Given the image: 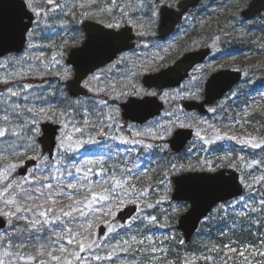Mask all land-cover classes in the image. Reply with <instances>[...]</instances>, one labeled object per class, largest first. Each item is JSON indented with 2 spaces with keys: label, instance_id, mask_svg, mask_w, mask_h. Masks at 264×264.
<instances>
[{
  "label": "rangeland",
  "instance_id": "obj_1",
  "mask_svg": "<svg viewBox=\"0 0 264 264\" xmlns=\"http://www.w3.org/2000/svg\"><path fill=\"white\" fill-rule=\"evenodd\" d=\"M25 1L29 4V0ZM179 1L54 0V4L58 5L54 7L48 4L47 0H31V7H28L31 11L35 9L33 11L35 23L29 31L26 49L20 54H9L0 59V117L9 116L7 123L0 120V127L19 133L12 135L10 132L7 137L0 138V170L9 164H16L17 167L9 174V179L20 182L24 178H31L29 174L38 176L49 174L47 169L41 173L35 171L37 167H34L26 176L18 175V168L23 162L33 157L41 167L61 160V171L67 168L72 170L74 175L80 174L72 169L73 164L85 169L92 168L94 172L102 166L109 175H114L123 183V187L106 185L114 187L113 199L101 201L99 204L93 203L90 205L91 210H85L86 213L92 212L96 215L98 221L96 231L101 224L108 227L106 236L102 237L104 242L109 243L112 231L121 226L117 220L118 212L134 204L138 209L129 219L127 226H131L136 218H142L145 224L150 226L151 237L156 235L161 242L178 244L180 242L177 235L178 219L190 206L186 202H178L172 198L174 190L172 178L195 171L214 173L223 168L237 169L234 150L230 143L223 146L221 154H214L209 150L212 143L209 138L214 137L215 142L222 140L217 139L221 137L218 135L222 118L220 110L226 102L235 99L237 87L211 106L207 116L188 112L183 107L185 100L203 99L205 83L212 73L223 69L243 72L244 80L238 87L247 88L250 94L247 103L231 118L232 127L234 133L244 139V143L250 141L251 144L256 140V136L247 135L251 129L247 126L245 118L255 110L264 111V12L246 19L242 12L251 0H203L184 17L172 36L161 40L157 37L160 9L162 6L177 7ZM83 13L88 15L85 16ZM85 20L106 26L118 25L112 27L115 29L130 25L137 35V43L134 50L123 53L115 62L83 81V85H87L85 87L93 93L92 98H74L70 96L66 87V81L74 77V69L67 64L66 58L71 49L83 43L85 33L81 29V24ZM218 30L219 34H215ZM206 34L214 53L207 61L196 66L181 86L157 90L148 89L142 84L144 75L159 72L172 65L185 52L202 47ZM233 37L242 38V42L247 45L222 49L220 42ZM94 75L96 79H93ZM51 77H54L53 81L40 82L41 79ZM21 86L30 87L22 89ZM9 88L21 94L11 96L7 91ZM137 92L141 94L140 97H144V93H155L165 103L163 113L145 124L125 120L120 103L129 97H137L135 95ZM26 109L33 111L28 112ZM40 109H44V113L37 116L36 112ZM33 119L38 120L40 135L42 123L60 121L61 128L67 125L69 141L81 139L80 134L74 131V127H83L87 119L100 132L106 133V138L99 140V136L103 134L89 131L88 136L96 143L86 144L82 148H76L73 144L72 151L65 156L59 149L58 136L54 157L49 158L42 153L38 141L40 135L33 137L28 131L31 127L30 121ZM179 128H191L195 131L186 155L181 158L172 152L168 142ZM89 160L101 161L102 164L86 165L85 161ZM173 165L176 167L173 168ZM87 175L93 180L99 178L93 173ZM61 179L65 182H74L72 177L65 176ZM242 182L248 185L247 182L243 180ZM260 183L264 184V172L250 180L252 188ZM3 185L4 182L0 181V188ZM93 191L100 189L93 188ZM84 195L86 192L74 196L73 199L81 200ZM260 201L261 199L259 204ZM71 203V200L64 198L58 199L55 204H45L44 207L54 208L56 210L54 215H62L60 208ZM27 206L31 207L30 203ZM226 208L223 207L224 210ZM68 210L65 207V211ZM0 211L9 209L0 203ZM25 215L29 220L36 219L29 213ZM151 217H156V220L152 222ZM79 235L81 236L80 233L70 235L69 238L73 240ZM1 236H4V233ZM135 243V239L115 243V251L120 253ZM69 246L71 247L68 241L62 243L61 248L65 250L61 255L66 264H74L65 255ZM164 246L155 248L154 252L156 254L162 252ZM17 259V256H13L14 264H19L16 262ZM125 259L127 260L125 264H130L128 258ZM86 263L84 261L83 264Z\"/></svg>",
  "mask_w": 264,
  "mask_h": 264
},
{
  "label": "trees",
  "instance_id": "obj_2",
  "mask_svg": "<svg viewBox=\"0 0 264 264\" xmlns=\"http://www.w3.org/2000/svg\"><path fill=\"white\" fill-rule=\"evenodd\" d=\"M215 34H219V30ZM230 39L220 42L222 49L247 45L242 42V38ZM209 42L206 34L202 46L210 45ZM249 94L247 88L238 87L235 99L226 102L220 110L222 118L218 135L224 138L220 142H215L214 137L209 138L212 142L209 150L214 154H221L223 146L230 143L234 150L236 168L248 185L242 199L218 205L208 219L201 223L190 242H185L178 230V244L161 242L156 235L150 236V226L142 218H136L131 226L122 225L112 231L108 243L97 234L98 221L95 214L88 212L81 217L73 213L74 219L70 222L69 218H65L64 224L51 220L40 232L29 231V225L22 220L8 223L4 232L0 231V259L4 264H14L13 256L18 257L16 262L19 264H66L61 255L62 243L67 242L73 233H80L81 236L72 240L71 247L67 248L68 253H65L74 264H83L84 261L86 264H125V257L130 264H264V205L259 204V200L263 199L264 184L260 183L254 188L250 186V180L264 172V111L255 110L245 118L251 129L247 135L256 136L255 143H244V139L234 133L231 120L247 103ZM232 136L237 139H230ZM257 143L261 147L252 146ZM186 153L187 150L179 154L178 158ZM224 206L227 207L225 210ZM66 228H70L71 233ZM2 233L4 236H1ZM132 239L136 240L135 244L127 246L120 253L115 251V243ZM81 243L85 246L83 251L79 247ZM163 245V251L156 254L155 248ZM49 252L59 257V260H53ZM97 256L102 259H95ZM28 257L35 259L29 260Z\"/></svg>",
  "mask_w": 264,
  "mask_h": 264
},
{
  "label": "water",
  "instance_id": "obj_3",
  "mask_svg": "<svg viewBox=\"0 0 264 264\" xmlns=\"http://www.w3.org/2000/svg\"><path fill=\"white\" fill-rule=\"evenodd\" d=\"M202 0H181L177 8L163 6L160 11L158 36L165 39L170 36L190 9L196 7ZM264 11V0H252L243 12L245 18H252ZM35 15L29 10L25 0H0V32L8 39L0 46V58L10 53H21L27 45V35L34 24ZM82 28L86 34L81 46L73 48L66 62L73 66L74 77L66 82L69 93L73 97L91 96L82 82L90 74L113 62L121 53L132 50L136 46V35L131 26L113 29L101 23L87 20ZM212 54L210 47H202L188 51L172 65L159 72L144 75L143 84L147 88L165 89L177 87L187 79L192 69L203 63ZM243 74L238 70L223 69L211 74L205 85V96L201 101L186 100L184 107L187 111L208 113V106L221 99L229 90L242 80ZM51 78L41 79L40 82L50 81ZM142 99L150 103L133 104V100ZM122 115L125 119L145 123L158 116L165 105L157 96L143 98L130 97L121 104ZM43 134L39 141L44 152L53 156L56 147V137L59 125L44 123ZM194 130L179 128L169 139L171 149L179 153L193 139ZM105 134L100 136L104 138ZM36 161H27L26 166L19 169V175H26L30 166ZM27 170V171H25ZM173 199L188 202V211L179 218L178 229L183 233L186 242H190L197 232L200 223L208 217L212 210L222 202L238 198L244 192L237 170L224 168L214 173L195 171L173 177ZM137 211L136 205H130L119 212L118 219L126 223ZM7 224V218L0 216V229ZM106 226L99 227V235H105Z\"/></svg>",
  "mask_w": 264,
  "mask_h": 264
},
{
  "label": "snow or ice",
  "instance_id": "obj_4",
  "mask_svg": "<svg viewBox=\"0 0 264 264\" xmlns=\"http://www.w3.org/2000/svg\"><path fill=\"white\" fill-rule=\"evenodd\" d=\"M47 3L53 5L54 7H58V5L54 4V0H47ZM29 7H31V0H29ZM35 11V9H32ZM83 15L87 16L88 13H83ZM108 27H118V25L109 24ZM7 37L0 32V46H3L7 42ZM97 77L94 75L93 79ZM6 84L7 81H4ZM87 86V85H85ZM22 89L30 86H21ZM11 96H19L21 93L18 91H12L11 88L7 89ZM137 97H140V93H135ZM144 96H154L155 93H144ZM27 99V97H25ZM133 104L140 103L146 104L150 103V101L137 99L132 101ZM106 104V102H105ZM18 107V106H17ZM28 112H32L33 109H26ZM214 111V110H213ZM44 113V109H40L36 112L37 116H40ZM107 119H111V117H107ZM4 123L9 121V116L4 115L0 117ZM103 122V121H102ZM54 123L60 124V121H54ZM31 127L28 128V131L32 133V136L40 135V128L38 126V120L33 119L30 121ZM176 125H173L175 127ZM184 125H180L183 127ZM74 131L79 133L82 137L81 139L71 140L69 141L67 125L65 124L59 132V149L62 155H67L68 152L72 151V146L75 144L76 148H82L86 144H95L96 141L88 136L89 131H97L98 134H103L97 129L95 126L90 124L87 119L84 121L83 127H74ZM19 135V133L5 127H0V138L7 137L9 134ZM87 136V139L83 137ZM224 137H217V139H223ZM232 140H236V136L229 137ZM250 142V141H249ZM133 143H137V141H133ZM253 147H261L260 144H253ZM147 147H151V145H147ZM32 159H35L34 157ZM100 166L102 164L101 161H85V164H93ZM62 164L61 160H56L55 164H46L43 167L37 166L35 171L38 172H47L49 174L38 176L35 174H29L31 178H24L20 182L11 181L9 179V174L14 170L17 165L9 164L5 169L0 170V181L4 182L2 188H0V203H3L5 208H8L9 211H0V215L9 217V223L15 221H25L29 225V231L35 230L36 232H40L43 230L45 225L49 224L51 220L59 222L61 224L65 223V218H69V222L74 219L73 213L78 214L83 217L86 215L85 210H91L90 205L93 203L99 204L101 201H109L113 199L112 192H114V187H106V185H114L116 187H123V183L121 180L117 179L114 175H109L106 170L100 166L98 170L94 172L92 168H82L77 167L73 164L71 167L74 169L75 173L80 175H74L72 170L65 168L64 171H61L60 165ZM173 168L176 165L172 166ZM27 171V170H25ZM123 171V170H121ZM87 173H93L98 176V179H91ZM72 177L74 182H65L62 177ZM93 188H99L100 191H93ZM82 192H86V195L83 196L81 200H74L73 197L81 194ZM68 199L71 200L72 203L66 205L68 211H65V207L60 208V212L62 215H54V208H45V204H55L58 199ZM40 201V203H37ZM31 203L32 206L28 207L27 205ZM260 203L264 205V199H261ZM148 207H152V205H147ZM187 207V205H185ZM14 209V210H12ZM255 211V209H253ZM25 213L31 214L33 217H36L34 220H29V217L25 215ZM109 214H111L109 212ZM152 222L156 220V217L150 218ZM19 231V230H18ZM66 231L71 233L70 228H66ZM62 237V234H59ZM73 235H75L73 233ZM72 239H68V243H72ZM79 243V241H77ZM125 243H127L125 241ZM43 247V245H41ZM80 250L83 251L85 246L81 243L79 244ZM65 249H61L64 251ZM234 251V250H233ZM53 260H59V257L53 256L51 252L48 253ZM243 255V253H241ZM80 259L79 257H76ZM19 259H24V257H19ZM29 260H34L35 257H28ZM95 259L99 260L101 257L97 256ZM211 259V258H209ZM0 264H4V261L0 259Z\"/></svg>",
  "mask_w": 264,
  "mask_h": 264
},
{
  "label": "flooded vegetation",
  "instance_id": "obj_5",
  "mask_svg": "<svg viewBox=\"0 0 264 264\" xmlns=\"http://www.w3.org/2000/svg\"><path fill=\"white\" fill-rule=\"evenodd\" d=\"M204 89H205V86H204ZM120 107H121V103H120ZM26 161H27V160H25V161L23 162V164H24ZM37 162H38V161H37ZM23 164H22V165H23Z\"/></svg>",
  "mask_w": 264,
  "mask_h": 264
}]
</instances>
